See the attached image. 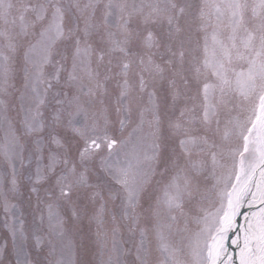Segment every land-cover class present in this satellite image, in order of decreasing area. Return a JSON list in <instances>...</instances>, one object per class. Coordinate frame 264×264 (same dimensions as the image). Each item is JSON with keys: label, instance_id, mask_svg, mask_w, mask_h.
<instances>
[{"label": "snow or ice", "instance_id": "1", "mask_svg": "<svg viewBox=\"0 0 264 264\" xmlns=\"http://www.w3.org/2000/svg\"><path fill=\"white\" fill-rule=\"evenodd\" d=\"M0 97V264H264V0H0Z\"/></svg>", "mask_w": 264, "mask_h": 264}, {"label": "rangeland", "instance_id": "2", "mask_svg": "<svg viewBox=\"0 0 264 264\" xmlns=\"http://www.w3.org/2000/svg\"><path fill=\"white\" fill-rule=\"evenodd\" d=\"M33 2H36V0H33ZM196 2L199 3V0H196ZM201 43H202V40H201ZM157 61L159 62V57H157ZM14 83H15L17 88H19L21 86V81L19 78H17L14 81ZM109 86L112 87L111 84ZM0 98H2V97H0ZM17 111H18V109H14L10 112L9 115H10L11 119L13 120L15 126L18 127L20 117L17 115ZM45 114L47 115V110H45ZM108 119L110 121V123L108 124V133L110 136H113L114 138H116L118 140L127 136V132L130 129H127L123 133V136H121V133L118 131V118H117V116L113 110H110ZM104 127H105L104 121H103V119H100L98 121L97 132L101 136L103 135ZM2 136H3V130L0 129V138H2ZM126 150H127V148H125L123 150L117 149V151L113 153L111 159L112 160L122 159L123 158V152ZM99 151H100V155H107L109 152L106 144H104L103 142H102L101 149ZM237 163H238V158H237ZM229 164H231V161H229ZM246 165H247V162H246ZM6 173H7V170L0 167V192H4L10 187V184H9L10 176L7 175ZM205 175L208 176V180H207V184L209 187L208 198H209V200H212V199H214V195L211 191V185L214 183V180L212 179V177L207 172L205 173ZM157 179H159V177H157ZM221 187H222V185H221ZM20 193H21V195L16 196L14 199H10L9 203H10V205H15L16 216L23 219L25 231L29 235V246L31 247L36 242L37 236H41V237L45 236L47 225L45 224L41 231H39V232L35 231L36 226L38 224V217H39V212L35 211V196H32V205L30 207L28 204V199H29L28 187L26 185V182H24V181H21ZM205 207L208 208L209 211L214 210L207 202H205ZM185 211L188 212L189 209L186 207ZM62 214H63V212H62ZM8 215L9 214L5 213L3 201H2V199H0V247L4 246L6 244L8 249L11 250V247H12L11 236H10L8 230L5 228V222L7 220ZM188 227L191 231H195L198 228V226L195 223H189ZM230 232H231V229L227 232L226 239L224 240L225 248L229 242L228 235L230 234ZM125 238H127V237H125ZM66 243H69L72 246L73 251H78L75 248V245H77L79 243V241L75 236L71 235V233L69 234V237L66 240ZM45 251H46V249H45ZM90 258H95V257H90ZM124 259L126 261H131L134 259V255L129 254L128 256L124 257Z\"/></svg>", "mask_w": 264, "mask_h": 264}, {"label": "bare ground", "instance_id": "3", "mask_svg": "<svg viewBox=\"0 0 264 264\" xmlns=\"http://www.w3.org/2000/svg\"><path fill=\"white\" fill-rule=\"evenodd\" d=\"M257 176H258V173H257ZM258 207H259V205L250 207L247 203L243 204L240 207V213L242 212V214H241V217L239 220V224L240 225L244 224L245 223V215L251 214L252 212L257 211ZM240 235H241L240 227H238V229L236 231L234 229L232 236H231L230 243H229L228 248H227L228 253L233 255V257H235V254L238 251L236 246L233 244V240L237 239V237H239Z\"/></svg>", "mask_w": 264, "mask_h": 264}, {"label": "water", "instance_id": "4", "mask_svg": "<svg viewBox=\"0 0 264 264\" xmlns=\"http://www.w3.org/2000/svg\"><path fill=\"white\" fill-rule=\"evenodd\" d=\"M241 214H242V212H241V213L239 214V216L235 219V225L233 226V228L231 229L230 234L228 235L229 242H228L226 248H228V245H229V243H230L231 236H232V233H233L234 229H235V231H236V230L238 229V227H240L239 220H240ZM234 263H235V262H234Z\"/></svg>", "mask_w": 264, "mask_h": 264}]
</instances>
